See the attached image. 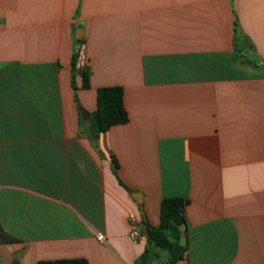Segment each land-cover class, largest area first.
<instances>
[{"label": "crops", "instance_id": "crops-1", "mask_svg": "<svg viewBox=\"0 0 264 264\" xmlns=\"http://www.w3.org/2000/svg\"><path fill=\"white\" fill-rule=\"evenodd\" d=\"M104 87L129 121L98 133ZM165 198L176 264H264V0H0V264H137Z\"/></svg>", "mask_w": 264, "mask_h": 264}, {"label": "trees", "instance_id": "trees-1", "mask_svg": "<svg viewBox=\"0 0 264 264\" xmlns=\"http://www.w3.org/2000/svg\"><path fill=\"white\" fill-rule=\"evenodd\" d=\"M78 49L74 55V67L77 65ZM83 87H89L90 71L85 66L80 70ZM75 88V84H74ZM92 124L98 133H105L111 127L128 123V114L124 107V91L122 87H104L96 92V110L91 114ZM117 168V162L113 158ZM187 202L180 198H165L160 204V222L156 227L145 223L147 231V247L137 264H149L151 247L168 250L171 254L169 264L181 260L186 247L180 244V238L186 219L184 210ZM37 264H88L85 259H61L39 261Z\"/></svg>", "mask_w": 264, "mask_h": 264}, {"label": "built area", "instance_id": "built-area-1", "mask_svg": "<svg viewBox=\"0 0 264 264\" xmlns=\"http://www.w3.org/2000/svg\"><path fill=\"white\" fill-rule=\"evenodd\" d=\"M78 51L79 52H78V58H77V67L82 69V68H84L86 66L85 65V59H84V54H83L82 48H80ZM128 220H129V225H130L129 236H130L131 240L138 241V239H140V231H141L138 218L134 214H130L128 216ZM97 239L99 241H103L104 240L102 235H99L97 237Z\"/></svg>", "mask_w": 264, "mask_h": 264}, {"label": "water", "instance_id": "water-1", "mask_svg": "<svg viewBox=\"0 0 264 264\" xmlns=\"http://www.w3.org/2000/svg\"><path fill=\"white\" fill-rule=\"evenodd\" d=\"M139 207L141 208V213L143 214L142 205L140 204V206H139Z\"/></svg>", "mask_w": 264, "mask_h": 264}]
</instances>
